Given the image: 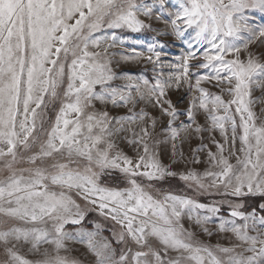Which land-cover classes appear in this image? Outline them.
Here are the masks:
<instances>
[{"label": "snow or ice", "instance_id": "1", "mask_svg": "<svg viewBox=\"0 0 264 264\" xmlns=\"http://www.w3.org/2000/svg\"><path fill=\"white\" fill-rule=\"evenodd\" d=\"M174 3L175 8L169 0H0V171L7 173L0 179V264H264V203L249 211L227 199L264 198V107L257 116L252 99L258 88L264 105V24L254 23L252 15L264 14V0ZM105 29L154 31L178 40L187 33L195 44L188 42L190 50L177 57L180 64L169 65L181 69L174 81L172 74L160 79L161 72L152 83L114 70L107 49L117 46V37ZM101 45H107L104 54L89 50ZM165 46L153 42L146 52L120 53L116 64L143 60L162 66L164 53L157 49ZM213 81L221 94L201 86ZM182 83L198 95L183 113L188 123L174 126L180 114L166 99L167 90ZM142 102L169 117L164 131L173 148L181 133L220 131L224 143L211 138L216 152L207 145L194 150L207 149L203 173L178 174L161 163L149 143L157 120L143 108L135 111ZM108 105L128 108L129 114L111 116ZM197 110L208 128L197 122ZM119 139L136 146L135 157L119 148ZM114 174L126 186L106 182ZM177 175L201 195L225 199L202 203L150 191L160 192L152 181ZM224 204L227 217L220 215ZM87 206L119 230L106 236L100 223L83 226ZM213 223L231 234L226 246L200 238L199 233L214 235ZM66 225L80 227L69 232ZM72 244L84 247L83 258L71 255Z\"/></svg>", "mask_w": 264, "mask_h": 264}, {"label": "rangeland", "instance_id": "2", "mask_svg": "<svg viewBox=\"0 0 264 264\" xmlns=\"http://www.w3.org/2000/svg\"><path fill=\"white\" fill-rule=\"evenodd\" d=\"M169 7L175 8L174 0H169ZM253 15V22L256 24H264V14L260 12H255ZM156 23H153V27H157ZM162 27V26H161ZM189 33H191V30H189ZM104 34H114L117 37V46L108 48L107 54L113 61V68L116 72H129L133 75L137 76H143L147 78L150 82L154 83L157 79L158 73H163V76H160L159 78L162 80H169V74H172V80L174 81L175 75L179 74L181 69L179 68H172L169 67L170 64H180L181 60L177 59V57H182L186 54L187 51H189L188 42L192 41L193 44H195V41L192 40V35H189L186 33V38L184 40H178L171 36H157L154 31H141V32H131L127 29H105ZM99 35V33L97 34ZM194 35V34H193ZM122 42V43H121ZM158 42L163 43L166 45L163 49H157L164 53V55L161 56L162 66H156L151 63H147L143 60L138 62H130V63H121L120 65L116 64V61L120 60V53H125L128 55H132V49H136L138 51L146 52L147 45ZM107 45H101L100 48H91L90 51H98L102 54H104L105 48ZM200 49L197 50V55L201 54ZM115 54V55H113ZM191 65H195L198 63H201V61L198 60H192L189 62ZM192 72L198 73V74H207L210 72L209 69H196L192 68ZM117 83L122 84L123 81H118ZM192 83H195V80L193 78ZM205 89H207L210 93L214 94H221L220 87L216 86V82L213 81L212 83H202L201 85ZM194 95H198V93L190 92L187 85L181 84L180 88L177 90L175 87L167 90V96L166 99H170L172 101V104L176 107L177 112L180 114L179 119L176 120L174 126H178L181 122L188 123L186 115L183 113L189 106V102L191 98ZM262 97V93L258 88L253 89V95L252 99L254 101H257V103L253 104V110L256 112L257 116H260L261 113V107H264L259 101ZM224 98L228 99V96L224 94ZM58 104L56 105V108H58ZM98 108H103L101 105H97ZM131 107V105H129ZM140 108H143L150 116L155 117L157 120L156 128H155V134L153 137V140L150 141V146L153 147V149L158 153V158L160 159L161 163L169 167L171 171L176 172L178 174L180 173H186L188 171H195L198 173H203L209 166L207 163V149L201 152H194L195 149L201 148L204 145H207L213 152H216L215 146L211 143V138L214 137L217 141L224 143L223 137L220 134V131L214 130V131H208L205 130L202 133H194L190 132L187 136H185L184 133H181L180 137L174 142L175 148H173V141L170 140V133H167L164 131V129L167 127V122L169 120V117L163 116L160 112V109L158 107H154L147 103H140L135 111H139ZM107 110L109 111L111 116H127L129 114L128 108H112L111 105L107 106ZM49 117H50V123L51 120H54L55 117V108L50 107L49 108ZM238 120V117H237ZM197 122L204 126L205 128H208V122L205 120V115L203 112L197 110ZM259 122V121H258ZM133 128H137L138 125H132ZM228 128V135L229 139L231 138V131H230V125H226ZM239 132V130H238ZM129 138H131V133H126ZM202 137V139H201ZM117 143L119 145V148L123 150L127 155L130 157H135L136 155V146L130 145L127 143L126 140L119 139L117 140ZM240 143L239 139L237 138L236 142V148L239 149ZM226 151L225 155H228V148L229 145H225ZM199 159L201 163H195L194 160ZM231 163L235 164V158H231ZM26 166V165H25ZM0 167H2V163H0ZM7 173L4 171H0V179H3L4 176H6ZM116 175L114 174L113 177H106V182L110 184H116L120 183V186H126L125 184L121 183L119 180L116 179ZM143 184L147 185L149 182L147 180L141 181ZM154 185H156L157 188L160 189V192H157L155 189H150L152 191L154 196L160 197L163 192H172L176 195H182L187 196L189 198H192L194 200H197L202 203H212L213 201H220L225 199L224 197L220 196H210L207 194L201 195L198 191L194 190L193 187H189L188 183L185 181H182L179 178V175L175 177H168L164 181H152ZM74 198L77 199V202L81 204L82 207H85L84 202L80 200L78 197ZM244 198H250V204L258 205L261 203H264V198H261L259 196H248L243 197L241 200L237 201L235 198L228 197L227 199L233 200L234 202H243L246 205V202L244 201ZM88 211L86 215L85 221H95L97 223L102 224L104 230L110 231V233L113 230L118 231L119 226L115 225L114 222L110 220H106L104 217L100 216L98 214V211H95L92 209V206H87ZM246 210V206L245 209ZM228 206L227 204L221 205V213L220 215L223 217H227L228 215ZM184 223L186 227L191 226L190 222L187 221V219L184 220ZM65 230L69 232H74L75 230H70L66 228ZM210 230L214 233L212 236H207L202 233H199V229H194L200 234V238L209 244L215 245L217 243L221 245H227L229 242V239L231 238V234H225L220 233L217 231L215 223L209 224ZM48 247V246H45ZM74 251L71 253V255H75L77 257L83 258V253L85 252V249L82 245L79 244H72L70 245ZM29 259H36L37 257H33L29 255Z\"/></svg>", "mask_w": 264, "mask_h": 264}, {"label": "trees", "instance_id": "3", "mask_svg": "<svg viewBox=\"0 0 264 264\" xmlns=\"http://www.w3.org/2000/svg\"><path fill=\"white\" fill-rule=\"evenodd\" d=\"M250 200H251L250 198H244V201L246 202V205H245L246 206V210H249L250 211L252 208H258V205H255V204L251 205L250 204ZM83 226L88 227L89 229L91 228V224L89 222H87V221L84 222V225ZM78 227H80V226H77V225H67L66 228H68L70 230H75ZM103 234L106 235V236H111V233L108 230H104V233Z\"/></svg>", "mask_w": 264, "mask_h": 264}]
</instances>
